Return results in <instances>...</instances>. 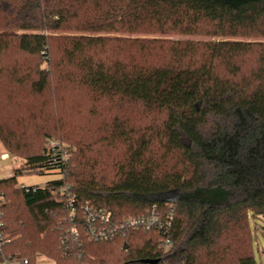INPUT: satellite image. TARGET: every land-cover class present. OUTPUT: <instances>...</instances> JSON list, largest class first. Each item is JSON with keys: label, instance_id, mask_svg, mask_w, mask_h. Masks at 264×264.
Wrapping results in <instances>:
<instances>
[{"label": "trees", "instance_id": "16d2710c", "mask_svg": "<svg viewBox=\"0 0 264 264\" xmlns=\"http://www.w3.org/2000/svg\"><path fill=\"white\" fill-rule=\"evenodd\" d=\"M0 142L24 160L0 180L7 257L257 264L264 0H0ZM25 172L61 177L17 187ZM69 197L79 224L85 206H157L173 245L155 231L76 243Z\"/></svg>", "mask_w": 264, "mask_h": 264}, {"label": "built area", "instance_id": "2783aa9c", "mask_svg": "<svg viewBox=\"0 0 264 264\" xmlns=\"http://www.w3.org/2000/svg\"><path fill=\"white\" fill-rule=\"evenodd\" d=\"M48 143H53L48 148L54 151L62 149V144L56 141H50ZM3 162L7 163L9 156L7 154H2L0 156ZM69 157L67 151L63 150V159L67 160ZM21 188H24L22 186ZM70 201V213H71V228L69 229V236L74 242H78L81 234L87 235L91 242L100 243L107 242L114 239H124L131 232L137 231H155L161 233L164 236L162 247L165 252H168L173 243L170 238L172 228H173V215L171 213H162L157 206L148 210L145 214L138 216H125V217H115L110 212L96 211L89 206L84 207V218L82 223L79 224L75 217V208L72 207L73 199L69 197ZM4 204V196L0 194V229L3 226V213L2 205ZM67 237L62 238V242L65 241ZM6 243L4 237L0 233V264H29L27 259L16 260L12 257H7L2 253V246Z\"/></svg>", "mask_w": 264, "mask_h": 264}, {"label": "rangeland", "instance_id": "374dc122", "mask_svg": "<svg viewBox=\"0 0 264 264\" xmlns=\"http://www.w3.org/2000/svg\"><path fill=\"white\" fill-rule=\"evenodd\" d=\"M79 117L72 118V123L75 125L79 124ZM57 143H64L61 141H56ZM53 143H46L48 147ZM66 144V143H64ZM2 154H7L9 159L6 162H3L0 158V180L12 178L15 176V170L19 168L24 160L10 154L0 142V156ZM71 156V155H70ZM61 176L54 172H48L46 174H41L39 172H25L21 176H17V187H39L43 188L45 185L50 182L59 179ZM262 230L258 232L257 238L255 241V253H256V262L257 264H264V222H261ZM37 264H55L51 258L46 257L45 255H40L36 260Z\"/></svg>", "mask_w": 264, "mask_h": 264}]
</instances>
